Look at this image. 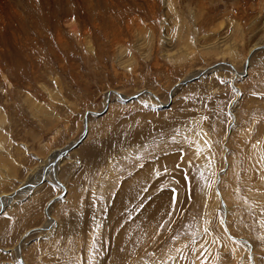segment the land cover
<instances>
[{"label": "rangeland", "instance_id": "1", "mask_svg": "<svg viewBox=\"0 0 264 264\" xmlns=\"http://www.w3.org/2000/svg\"><path fill=\"white\" fill-rule=\"evenodd\" d=\"M168 1L0 0V264H264V0Z\"/></svg>", "mask_w": 264, "mask_h": 264}, {"label": "bare ground", "instance_id": "2", "mask_svg": "<svg viewBox=\"0 0 264 264\" xmlns=\"http://www.w3.org/2000/svg\"><path fill=\"white\" fill-rule=\"evenodd\" d=\"M168 1V0H167ZM170 1V0H169ZM168 1V2H169ZM168 2H167V5H169L170 7H171V5H170V3L168 4ZM2 3H4L3 4V8H5L6 9V11L4 12V16L8 19V21H9V18H10V13H9V5L8 4H5V2L4 1H2ZM5 5V6H4ZM2 12V11H1ZM16 12V11H15ZM17 14V13H16ZM3 15V14H2ZM72 18L70 19V20H68V25H69V27H71L72 29H73V34L75 35V32H76V29H78V28H75V21H76V18H77V16L78 15H76L75 13L73 14V15H70ZM66 17V16H65ZM68 17V16H67ZM136 19H138V18H136ZM11 20H12V18H11ZM71 21V23H69ZM135 23V22H134ZM138 23H140L139 21H138ZM137 23V20H136V24H138ZM143 23V22H142ZM145 23V22H144ZM6 24V23H5ZM140 26V25H139ZM81 28V27H80ZM71 29V30H72ZM57 33V32H56ZM78 33V32H77ZM14 34V33H13ZM58 34V40H57V42H59V44H60V41L62 40V37H61V35H60V33H57ZM15 35V34H14ZM20 35V34H19ZM116 35V34H115ZM77 36H78V34H77ZM8 37V36H7ZM76 38V37H75ZM65 42V41H64ZM1 44V43H0ZM258 45L259 44H253L251 47H250V49L249 50H251V49H253V48H255V47H258ZM5 49V48H4ZM215 51H217V49L215 50ZM1 52V51H0ZM247 60V59H246ZM218 69V68H217ZM213 70V67H211V68H208V69H206V70H204V74H207V73H209V72H211ZM238 73V72H237ZM239 75H243V74H240L239 73ZM174 89L176 90V87L175 88H173L172 90H171V93H170V97H171V94L174 92ZM112 93H114V94H116L120 99H126L123 95H121L120 93H118V92H112ZM107 96H110V93H108L107 94ZM170 100H171V98H170ZM158 101V105H160V106H162V105H164V104H162L159 100H157ZM106 106H108V103H106ZM88 112H90L88 115H90V114H92V113H95V112H92V111H88ZM88 115H86V116H88ZM2 116V115H1ZM85 124H86V119H85ZM87 131V129L85 128V132ZM86 135V134H85ZM82 136V135H81ZM69 147L70 146H68V147H66V148H64V149H62V150H60L59 152H58V154L56 155H54V158L57 156H60V154L61 155H63L64 154V156L67 154V150L69 149ZM64 152H66V153H64ZM64 156L62 157V158H59L58 159V161L57 162H55V160L53 161V163H52V179L55 181V182H57L63 189H65V191H66V188H65V186H64V184L62 183V182H60L59 181V179H58V177L56 176V170H54V169H56V164L59 162V160H61V159H63L64 158ZM39 186V185H38ZM50 203V202H49ZM48 203V204H49ZM45 213H46V215L49 217V215H50V213L48 212V208H46L45 209ZM89 217V216H88ZM52 222V221H51ZM32 230V229H31ZM29 232H31V231H27L23 236H22V239H21V241H20V243H19V245L18 246H16V252H17V254H19V256H18V259H19V261L21 262V263H23V261H22V259H21V254H20V247H21V244H22V241L24 240V238H26V236L28 235V233ZM24 264V263H23Z\"/></svg>", "mask_w": 264, "mask_h": 264}, {"label": "water", "instance_id": "3", "mask_svg": "<svg viewBox=\"0 0 264 264\" xmlns=\"http://www.w3.org/2000/svg\"><path fill=\"white\" fill-rule=\"evenodd\" d=\"M262 49L263 47H258V49ZM205 72L203 71V72H201V74H199V75H202V74H204ZM199 75H196V76H193V78L194 79H197L198 78V76ZM189 80H192V78L191 79H189ZM188 82V80H186V81H184L183 82V85L184 84H186ZM177 86V85H176ZM136 97V95H132V96H129L128 98H126V99H123V101H130V100H132V99H134ZM106 109H107V106H105L104 108H103V110L101 111V112H99L98 114H103L105 111H106ZM90 112H86V115H88ZM93 115L95 114V113H92ZM85 128H86V124H85ZM85 134H86V132L84 131V133H83V135L74 143V144H72L70 147H69V149L68 150H71V149H73L74 147H76L83 139H84V136H85ZM67 150V151H68ZM64 153H66V152H64ZM64 156V154L63 155H61L60 154V156H58V157H56V159H55V162H57L58 161V159L59 158H62ZM59 197V196H58ZM50 202H52V200L50 201ZM19 261V260H18ZM21 263V262H20Z\"/></svg>", "mask_w": 264, "mask_h": 264}]
</instances>
